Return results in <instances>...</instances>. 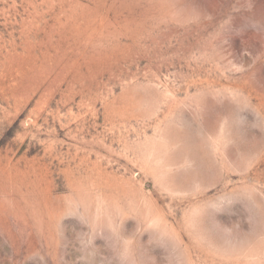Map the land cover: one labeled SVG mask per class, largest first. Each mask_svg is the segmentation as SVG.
Listing matches in <instances>:
<instances>
[{
    "label": "rangeland",
    "instance_id": "374dc122",
    "mask_svg": "<svg viewBox=\"0 0 264 264\" xmlns=\"http://www.w3.org/2000/svg\"><path fill=\"white\" fill-rule=\"evenodd\" d=\"M0 264H264V0H0Z\"/></svg>",
    "mask_w": 264,
    "mask_h": 264
}]
</instances>
